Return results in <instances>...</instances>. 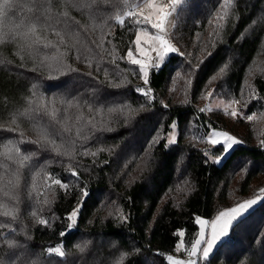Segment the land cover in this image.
<instances>
[{
  "label": "trees",
  "instance_id": "trees-1",
  "mask_svg": "<svg viewBox=\"0 0 264 264\" xmlns=\"http://www.w3.org/2000/svg\"><path fill=\"white\" fill-rule=\"evenodd\" d=\"M136 1L43 0L27 22L41 25L34 58L0 47V264H169L179 230L189 242L197 234V215L264 189V141L243 139L221 163L224 146L187 141L192 118L207 121L193 105L205 87L218 79L240 96L258 65L264 0H186L173 31L181 52L153 72L149 99L126 56ZM179 72L192 76L193 104L164 105L158 91ZM253 83L264 96V73ZM174 121L167 147L157 136ZM58 245L63 255L48 252ZM199 264H264V199Z\"/></svg>",
  "mask_w": 264,
  "mask_h": 264
},
{
  "label": "rangeland",
  "instance_id": "rangeland-1",
  "mask_svg": "<svg viewBox=\"0 0 264 264\" xmlns=\"http://www.w3.org/2000/svg\"><path fill=\"white\" fill-rule=\"evenodd\" d=\"M42 1L0 0V47L15 45L25 56L34 58L31 44L34 43L40 47L41 25L37 23L30 27L27 22L33 19L31 17L28 20ZM185 1L137 0L127 12L131 17L136 16L140 25L134 45L127 51L126 56L129 61L139 66L143 81L141 92L148 99L153 95V91L149 88L153 72L160 69L169 56L181 52L173 39V31L178 12ZM121 43L122 47H125L122 40ZM249 70L240 96H234L233 88L223 87L218 79H213L205 87L198 101L193 104L192 76L190 73L181 72L171 84L166 85L164 92L158 91L164 105L193 104L197 113L204 114L207 120L204 124L203 121L198 122L195 117L188 123L190 131L187 129V141L203 149L204 152L220 145L224 146V154L215 159L218 163H221L245 138H250L254 144L264 141V96L259 94L253 83L256 74L264 73V51L262 56L260 55L258 65L251 66ZM213 122L217 123L219 128H215ZM164 135L167 147H172L177 142L179 126L176 121L172 122L171 129L167 133L157 136V140ZM261 179L264 182V177ZM18 180L19 188L21 185L25 187L24 179L18 176ZM52 182L59 184L56 177H52ZM181 183L182 180H179L177 188L180 189ZM22 192L20 189L18 193L15 190L14 205H19ZM263 199L264 189L256 195L223 209L213 218L197 215V234L189 242L186 239V229H180V239L175 250L166 256L168 263L199 264L208 259L219 244L229 237L233 224L257 207ZM23 201L25 203L24 199ZM43 205L45 206L46 203L44 202ZM76 216L77 213L72 214L73 219ZM8 246V239L3 238V241H0V250ZM48 252L63 255V247L58 245ZM57 263L58 260L52 262V264Z\"/></svg>",
  "mask_w": 264,
  "mask_h": 264
}]
</instances>
